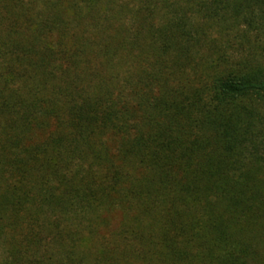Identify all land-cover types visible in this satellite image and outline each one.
<instances>
[{"label":"trees","instance_id":"trees-1","mask_svg":"<svg viewBox=\"0 0 264 264\" xmlns=\"http://www.w3.org/2000/svg\"><path fill=\"white\" fill-rule=\"evenodd\" d=\"M0 264H264V0H0Z\"/></svg>","mask_w":264,"mask_h":264},{"label":"rangeland","instance_id":"rangeland-1","mask_svg":"<svg viewBox=\"0 0 264 264\" xmlns=\"http://www.w3.org/2000/svg\"><path fill=\"white\" fill-rule=\"evenodd\" d=\"M2 249L0 248V257L2 256V251H1Z\"/></svg>","mask_w":264,"mask_h":264}]
</instances>
